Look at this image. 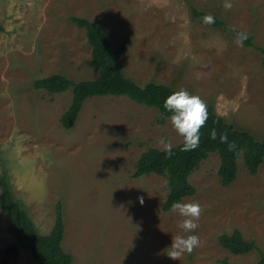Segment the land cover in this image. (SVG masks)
<instances>
[{"label": "rangeland", "instance_id": "rangeland-1", "mask_svg": "<svg viewBox=\"0 0 264 264\" xmlns=\"http://www.w3.org/2000/svg\"><path fill=\"white\" fill-rule=\"evenodd\" d=\"M0 0V177L41 233L53 226L62 202L64 250L72 264H256L254 249L234 254L218 236L238 228L264 254V161L249 173L242 156L229 185L218 174L214 151L189 175L203 211L194 233L200 246L178 261L167 256L172 237L186 235L181 217L164 210L167 178L134 177L135 163L149 147L183 138L155 107L126 95L87 98L74 125L63 127L71 89L50 93L33 81L52 73L90 79L91 45L70 15L98 22L121 55L126 75L187 89L238 128L264 136V66L261 54L235 41L238 31L264 47V0ZM193 8L222 18L229 29L203 22ZM232 27L236 31H232ZM138 197H143L140 204ZM0 264H38L7 228L0 207Z\"/></svg>", "mask_w": 264, "mask_h": 264}, {"label": "trees", "instance_id": "trees-1", "mask_svg": "<svg viewBox=\"0 0 264 264\" xmlns=\"http://www.w3.org/2000/svg\"><path fill=\"white\" fill-rule=\"evenodd\" d=\"M195 16H205L208 12L192 9ZM215 18L212 26H223L229 29L222 18L211 14ZM69 19L77 27L84 28L88 42L91 45L89 63L97 68V75L90 79H72L62 73H52L38 77L33 81L37 89H44L50 93L63 92L71 89L72 98L68 108L61 114L60 123L70 128L78 116L83 102L93 96L126 95L135 102L155 107L160 114L159 123L171 115L163 103L168 95L176 91L171 85L150 80L139 84L134 78L125 74L121 55L126 48V40L121 41L115 48L112 47L107 34L101 29L98 22L84 16L70 15ZM0 30L2 27L0 26ZM241 32V31H238ZM247 46L254 47L261 54V63L264 66V47L252 42V37L243 41ZM208 120L200 130L199 146L191 151H182L183 141L171 146V156L164 148L149 147L143 151L135 163L134 177L156 173L167 178V194L163 202V209H171L173 202H180L185 196L193 195L195 187L189 182V175L199 166L200 162L216 151L220 157L218 174L223 185L227 186L237 176L239 155L249 173L255 174L264 161V136L257 138L247 129L238 128L228 122L215 111L212 104L207 105ZM215 130L216 139L211 138ZM226 134L228 142H235V151L228 150V143H221L220 136ZM0 207L7 217V228L22 248L28 250L38 264H72L73 256L64 250L62 241L65 234V219L62 202L58 201L55 207L53 226L47 233H41L34 221L13 195L11 184L4 174L0 177ZM220 245L234 254H245L254 249L260 253L256 264H264V254L258 249L254 240L244 238L242 232L235 228L231 233H222L218 236ZM220 264H237L227 258L219 260Z\"/></svg>", "mask_w": 264, "mask_h": 264}, {"label": "clouds", "instance_id": "clouds-1", "mask_svg": "<svg viewBox=\"0 0 264 264\" xmlns=\"http://www.w3.org/2000/svg\"><path fill=\"white\" fill-rule=\"evenodd\" d=\"M230 0H224L223 7L226 10L232 8ZM205 24L215 23V18L211 14H207L203 18ZM236 31L234 27L231 29ZM248 38L247 33H237L235 43L240 46L243 41ZM164 109L171 113L168 117L173 129L183 138L182 151H191L199 146L200 130L205 126L208 120V111L206 102L195 94H190L187 89L180 88L167 96L163 103ZM211 138L216 139L217 133L215 130L211 132ZM221 143H228V150L235 151L236 143L228 142L226 134L220 136ZM163 146L164 150L171 156V144L166 142L163 138L157 142ZM140 204L144 203L143 197H138ZM171 210L178 213L182 218L178 224L179 229L186 233V235L177 234L172 237V242L167 250V256L173 260L178 261L185 253L191 254L194 249L200 246V238L198 235L191 234L199 227L198 221L202 214V207L198 202H173Z\"/></svg>", "mask_w": 264, "mask_h": 264}]
</instances>
